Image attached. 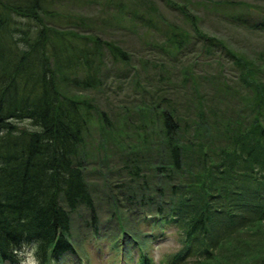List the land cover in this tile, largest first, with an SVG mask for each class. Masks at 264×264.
Instances as JSON below:
<instances>
[{
    "label": "trees",
    "instance_id": "obj_1",
    "mask_svg": "<svg viewBox=\"0 0 264 264\" xmlns=\"http://www.w3.org/2000/svg\"><path fill=\"white\" fill-rule=\"evenodd\" d=\"M139 1L145 9L101 0L100 11L108 25L129 20L146 27V49L162 61L135 60L79 13L62 12L58 0H0V264H21L23 246L35 241L41 264L80 257L71 213L86 229L80 233L119 250V264H151L148 238L174 230L182 248L168 264L207 260L219 243L264 219V58L247 59L202 31L188 8L197 0H154L178 10L190 30L165 20L153 0ZM249 1L210 3L239 7L231 21L263 31L264 7ZM189 54L195 60L183 67ZM106 60L121 68L107 70ZM202 64L217 71L209 74ZM111 75L140 96L129 108L139 113L123 127L148 137L152 170L170 182L167 188L143 182L134 192L125 186V198L117 196L126 209L139 206L135 221L149 229L141 238L117 211L101 223L97 193L85 179L82 149L95 111L87 92L103 91ZM141 117L148 124L138 123ZM121 155L130 182L144 176L139 163ZM254 264H264V254Z\"/></svg>",
    "mask_w": 264,
    "mask_h": 264
},
{
    "label": "rangeland",
    "instance_id": "obj_2",
    "mask_svg": "<svg viewBox=\"0 0 264 264\" xmlns=\"http://www.w3.org/2000/svg\"><path fill=\"white\" fill-rule=\"evenodd\" d=\"M101 0H58L62 5L61 11L68 10L79 13L85 22H90L92 26L88 28H94L95 30H101V36L111 42H115L121 45L132 58L135 60L149 59L150 62L155 61L158 57H161L159 61H162L163 56L160 54L153 53L152 50H147L149 47L147 44V38L151 36L148 34L146 27L135 26L129 20H126V26L117 28L113 26L114 22L110 25L109 21L100 11ZM154 1V0H153ZM176 1V0H175ZM178 1V0H177ZM199 4L188 5L191 11L199 16L200 28L202 31L221 38L228 48L238 54L243 55L247 59L256 58L260 60L264 58V30H255L246 26L242 21L237 24L231 21L235 16L233 14L239 13V7L224 8L218 5L216 8L212 7L211 0H197ZM129 7L137 5V7H145L140 3L139 0H128ZM203 2V3H201ZM252 4L258 7H264V0H251ZM157 11L173 25L179 26L181 29L187 28L190 30V26L186 21H183L184 17L175 8L163 5L159 1H154ZM206 5V6H205ZM56 7H54L55 9ZM190 10V9H189ZM225 12V13H223ZM233 18H232V17ZM87 27V26H86ZM101 29V30H100ZM135 29V30H134ZM147 30V31H146ZM146 31V33H144ZM152 47V46H151ZM180 58V56H179ZM195 56L192 54L187 55L184 59L185 65L194 61ZM106 60V69L121 68L117 67L118 64ZM184 64V62H183ZM209 74H214L217 71L216 65L202 64L198 66ZM127 68V66H126ZM227 68H229L227 66ZM198 69V70H199ZM200 72V70H199ZM107 73V72H106ZM105 73V74H106ZM201 73V72H200ZM233 75L227 74L231 79H234ZM103 82L105 87L104 90H92L87 92L93 101L95 111L92 113V120H90L87 127V134L85 136V144L82 149L85 161L87 162V168L85 170L86 182L92 187L97 196L96 207L100 214L101 223L107 222V217L114 211L125 217L128 226L134 227V230H138L140 234L137 236L141 238L142 229L144 226L136 223V215L132 210H138L139 206L132 204L130 210L126 209L128 206L127 202L123 200L122 206L117 202V196L123 195L125 198L126 188L131 186L130 191L134 192L142 186L140 183H151L155 185L159 183L163 184L166 188L169 187L170 182L165 176H158L154 170L156 161L153 157L154 153L151 148H147L149 145H145L144 142L148 141V137L137 135L134 130L128 127L124 128L127 116L131 115V119L135 120L136 114L139 113L137 108L131 112L129 108L139 102L140 96H134V90L131 85L128 84L127 80H121L119 78L111 76L104 77ZM67 90V89H65ZM84 94V93H81ZM77 95L81 96L79 93ZM86 95V94H85ZM181 93H178V96ZM182 98L179 97V100ZM127 108L129 110H127ZM102 113L105 118L102 121ZM143 117L139 118L138 123L141 122ZM108 122L112 126H108L105 122ZM148 122V121H147ZM145 121L141 123H147ZM21 124H27V121L21 122ZM148 124V123H147ZM145 124V125H147ZM154 146V145H153ZM131 150V151H129ZM121 153H126V159L130 163H139L142 168L140 169L144 176H140L134 181L130 182L129 173L126 172L124 163L121 160ZM173 181H179V177L172 174ZM157 184V186L159 185ZM88 185V186H89ZM141 194V193H140ZM151 202V201H150ZM127 205V206H126ZM126 206V207H125ZM81 210V209H80ZM83 212V211H82ZM72 218L75 222L72 224V231L75 234L76 244L78 245L79 256L75 258H67L60 261L58 264H119L120 259L119 250L109 248L111 244L109 242L103 244L104 241H96L95 239H89L90 235L87 236L83 228H80L81 219L76 213H71ZM121 216V217H122ZM113 219V218H112ZM109 220V218H108ZM111 220V219H110ZM112 221V220H111ZM257 227V228H256ZM149 230L148 227L144 228ZM102 239V238H101ZM149 250V255L152 258L151 264H168V259L182 248L181 236L174 230L168 232L166 237L155 241L153 238H148L146 241ZM100 249V251L97 250ZM130 249L127 248V250ZM264 254V219L259 223L249 225L248 227L242 228L236 232V234L222 241L213 250V255L207 260H201L191 264H254L259 261L260 257ZM139 255V253H137ZM66 258V257H65ZM194 259V258H193ZM129 264H139L136 260L132 259Z\"/></svg>",
    "mask_w": 264,
    "mask_h": 264
},
{
    "label": "clouds",
    "instance_id": "obj_3",
    "mask_svg": "<svg viewBox=\"0 0 264 264\" xmlns=\"http://www.w3.org/2000/svg\"><path fill=\"white\" fill-rule=\"evenodd\" d=\"M24 251L21 255L24 257L21 264H41L39 256L37 253L39 252V242L35 241L31 246L25 245L23 246Z\"/></svg>",
    "mask_w": 264,
    "mask_h": 264
}]
</instances>
